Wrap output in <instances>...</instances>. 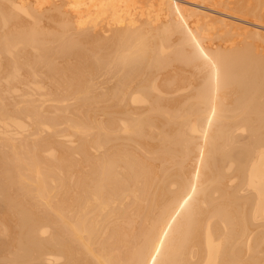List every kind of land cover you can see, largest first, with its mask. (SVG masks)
Instances as JSON below:
<instances>
[{
    "label": "bare ground",
    "instance_id": "bare-ground-1",
    "mask_svg": "<svg viewBox=\"0 0 264 264\" xmlns=\"http://www.w3.org/2000/svg\"><path fill=\"white\" fill-rule=\"evenodd\" d=\"M263 46L264 0H0V264H264Z\"/></svg>",
    "mask_w": 264,
    "mask_h": 264
},
{
    "label": "rangeland",
    "instance_id": "rangeland-1",
    "mask_svg": "<svg viewBox=\"0 0 264 264\" xmlns=\"http://www.w3.org/2000/svg\"><path fill=\"white\" fill-rule=\"evenodd\" d=\"M188 1H190V0H188ZM186 5H190V4H185V6ZM237 21V23L238 24H242L243 26H244V29H243V33H245V32H247V27H246V25H247V23H245V22H242V21H240V20H236ZM242 31V30H241ZM241 31H238L239 33L241 32ZM260 44H262V43H260ZM263 45V44H262ZM260 46V45H259ZM264 47V46H263ZM260 48H262L261 46H260ZM262 50V49H261ZM263 50H264V48H263Z\"/></svg>",
    "mask_w": 264,
    "mask_h": 264
}]
</instances>
